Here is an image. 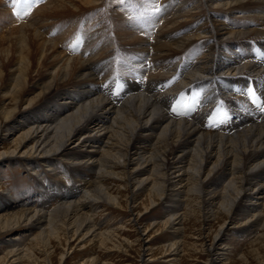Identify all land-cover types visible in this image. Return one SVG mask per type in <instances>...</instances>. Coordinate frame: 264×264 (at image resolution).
Listing matches in <instances>:
<instances>
[{
    "label": "bare ground",
    "instance_id": "obj_1",
    "mask_svg": "<svg viewBox=\"0 0 264 264\" xmlns=\"http://www.w3.org/2000/svg\"><path fill=\"white\" fill-rule=\"evenodd\" d=\"M100 1L53 0L42 13L51 18L85 11V20L90 21ZM204 1L207 16L193 0H168L163 6L176 16L164 20L155 33L156 27L148 22L145 36L132 33L122 24V16L116 17L120 24L114 37L124 52L114 44V37L110 44L99 41L91 57L87 53L71 57L59 50L75 36L69 34L76 21L70 18L57 28L54 40L45 38L36 25H22L12 35L0 37V56L5 54L4 64L0 62V91H7L0 95V136L9 131L16 144L1 152L0 166L27 163L24 167L32 172L41 196L56 189L48 173L57 169V163L63 174L74 172L72 183L78 184L75 190L59 191L60 200L52 213L37 208L10 213L17 205L0 196V212H5L0 215V231L25 227L28 232L31 227L38 231L30 247L19 245L8 258L14 262L33 259V251L46 250L52 240L60 245L65 239L70 248L77 235L89 241L99 237L103 246L118 248L120 236L99 232L88 216L98 203L121 207L105 181L115 179L136 186L133 212L140 205V192L148 193L140 205L144 212L162 201L173 204L166 207L171 217L164 223L172 229L181 231L188 211H196L192 210L195 202L208 226L222 216L223 223L208 246V264H220L225 257L224 237L230 227L237 233L261 232L232 264H264V0ZM152 2H144L148 10L154 8L149 6ZM10 38L18 45L14 59L4 47ZM74 48L68 52L75 53ZM119 52L134 67L123 66L129 72L116 82L105 71ZM9 61L12 67L4 74L1 66L7 67ZM146 64L153 70H147ZM136 69H146L147 75ZM212 98L221 99L213 109ZM222 106L229 118L238 117L234 108H240L250 110L257 120L241 113L236 121L231 120L234 128L243 129L226 136L223 128L213 124L214 114L210 116L212 111L219 119ZM120 169L124 172L119 173ZM188 200L185 211L183 204ZM180 246V242L172 244L173 256ZM67 257L62 253L61 263Z\"/></svg>",
    "mask_w": 264,
    "mask_h": 264
},
{
    "label": "rangeland",
    "instance_id": "obj_2",
    "mask_svg": "<svg viewBox=\"0 0 264 264\" xmlns=\"http://www.w3.org/2000/svg\"><path fill=\"white\" fill-rule=\"evenodd\" d=\"M51 1L53 0H32V7L29 10V14L21 19V18H17L16 15L17 13H20L22 11L21 10L19 12V7H21L20 5L14 6L12 0H1L0 37L6 35L8 36L12 35L10 33H12L15 28H18L22 25H28L30 28L36 25L39 27L40 33L41 34L44 33L43 35L45 36V38L54 40L56 36H58L57 28H59V26L63 23L64 19L70 18L76 21L74 23L75 31L72 30L69 34L75 35L76 37L73 36L74 38L70 42H68V44L65 43L66 45L65 44L63 45L64 48L61 47L59 48V50L65 52L67 55L73 54L71 57H77L81 53H85V54L87 53V56L91 57L94 54L95 49H98L96 48V46H98L97 43H100L102 40L103 41L105 40L110 44L111 42L110 39L117 35L118 32L116 29L117 26L120 24V21L116 18L118 16H122L120 18V20H122V24H125L127 26V29H129L132 33L134 34L144 33V36L146 35L145 29L148 22L152 23L156 19V21L153 23L155 25L149 23L150 26L154 28L156 27L153 30L154 31L153 33H155V31L157 32L159 29L158 26H160V24L162 25L164 20L168 19V21H171V19L176 16L175 13L174 15L172 14V9H167L165 6H163L166 4L168 0L167 1L151 0L154 1V3L152 2V4H150L149 6L154 5V8L149 9L150 12L147 9V3L146 4L144 3L147 2V0H108V1L105 0L104 3H103L104 0H101L99 2V5H101L99 7L100 9L98 10L97 13H95L94 17L91 18L90 21H88V19L87 21L85 20L86 17L88 16V12L85 11L79 13V15L76 14L70 16L67 15L64 17L54 15L55 18L52 16L51 18L50 17L45 18V14L42 13V9L46 5H48ZM193 1L194 4H196V8H201L202 13H204V15L206 14L205 16H207V12L204 11L205 7H203V4L201 3L205 1L204 0H193ZM108 6H110V8ZM156 7L159 8V11L155 10ZM151 10H153L155 13L152 12L151 14ZM196 11H199V9ZM145 13H147L148 15ZM84 14L85 16L83 17ZM149 18L150 19L153 18V19L150 20ZM46 20H48L49 23H47V25L45 26L44 22ZM81 20L82 22H80ZM42 24L44 25V27ZM97 36H99L98 38H100V40L96 38ZM89 38L91 40H89ZM114 39H115L114 44H116L117 42V47H119L120 50H123L121 48L123 47V45L119 44L117 37H114ZM81 40H83V42ZM72 45L75 46L73 50L75 53L70 54L68 51H71L70 49ZM4 47L6 48V51H8V54L11 56V59H14V54L15 52L18 51V45L16 44V39L10 38L4 44ZM121 52H124V50ZM78 53L80 54L77 55ZM116 53L113 55L114 56L112 60L113 62L111 63V65L108 66V68L105 71V74L107 75L108 79H112V81L115 80L117 82L119 79L122 78V75L123 76L125 75V72H129V71H124L123 66H127V68L130 69L133 68L134 66L129 64V62L125 61L124 58L122 59L123 55L120 54V52L118 54ZM0 62L1 64L5 62V54L0 56ZM10 63L11 62L9 61L7 67L1 66V68L5 71L4 74L9 73V70L12 67ZM146 68L147 70H150L153 67L152 65H147ZM136 72L147 75L146 69H136ZM187 72L190 71H186V73ZM127 81L129 80H125L124 82L127 83ZM122 85L123 83H121V86ZM5 92L7 91H5L4 88H2L0 91V95H2L1 93H5ZM220 100L221 99L216 101L214 98H212L210 102L211 103L210 108L211 109L215 108L218 105V102L220 103ZM0 104H2L1 99H0ZM211 109H209V111H211ZM219 110L223 111L221 120L220 118L219 119L216 118V113H213L212 111L210 112V116L211 114H214L213 124L217 123L216 125L218 126L219 124L224 123V126L220 127V129L223 128V130L221 131L225 132L226 136H230L231 134L233 135L234 133L237 132V130L243 129V127L234 128L232 122L233 119L231 120V118L234 119L236 118L237 120V118L240 116L241 113H249V115L251 116L249 117V119L257 120L256 115L251 114L250 110L234 108L238 117L231 116L230 118L226 114H224L225 110L223 106L220 107ZM198 114H202V113L199 112ZM206 115H205L207 121L206 124L208 125L211 119L209 118L207 119ZM220 121H224V122H220ZM206 128L208 129V127ZM4 132H2V135L3 134L4 135L2 137L0 136L1 137L0 154L1 152H4L5 150L9 149V147L14 148L16 146L15 137H11L9 135V131H6L5 133ZM24 165H27V163L21 162L20 164H15L13 166L10 164L8 165L7 163H3L0 166V196L4 195L6 196V199H10V200L12 199L11 201H14L15 204L17 205L16 208H13L14 210L11 209L12 211H7V212L17 213L20 210H26V209L36 211L37 208L38 211L41 210L42 212L52 213L54 209H56L58 205L57 203L60 200V197L58 196L59 191L65 189L75 190V188L78 187L77 183H72V179L74 180V178L76 177L75 173L69 170L66 173V175L63 174L64 173L62 172L63 167H61L57 163L56 164V166H58L57 169L52 168L53 171H50L48 173V177L51 179L50 181L52 182L49 183L53 184V186L55 185L54 187H56V189L53 188L55 190H53L50 193L51 195L47 194L45 196H41L40 190L35 182V179L33 178L32 172H30L28 169H25ZM118 172L122 173L124 172V169H120ZM59 181L60 183H58ZM105 181L111 192H114V194L119 197L120 203L122 205L121 207H117L113 205L98 203L89 210L90 215L88 214V216L91 217L92 223L95 225L96 229L99 232L102 233L116 232L120 236L118 242L120 241L122 245L118 243L116 244V246L118 245L120 246H118V248H115L114 244L111 245L108 244L106 245L107 246L106 247L102 245L101 239L99 237H97L95 240L90 239L91 241H89L88 239L84 240V238L82 239V237L80 236L78 237L77 235L74 237L73 242L70 243V248L72 249H70L66 245L65 239L62 240L63 244L60 245L57 241L52 240L51 245H49L47 248L48 251L47 249L43 251L36 249L35 251H33L35 258L33 259L26 258L21 261L14 262L13 261L14 258L13 259H11L10 257L8 258V253L12 249L13 250L17 249L19 245H20L19 247H24V248L30 247L32 244L33 237H35L38 231L34 230L33 227L29 229L30 232H28L29 227H25L26 229L16 228L17 231L8 229V230L0 231V264H208L211 258L208 250V246L210 244L211 239L217 234V231L219 230L221 224L223 223L222 216L221 217L217 216V218H214L215 223L212 222L211 225L209 224L208 226L207 221L205 220L204 217L205 214L203 210L199 212L197 203L192 202L194 203L192 205L193 207L192 210L195 209L196 210L195 213H191L192 212L191 210L188 211L187 220L184 221L183 225L181 226L180 228L181 231L177 229L175 230L167 225H164V223L167 222L171 217V215H168L166 213L167 212L166 207L172 206L173 204L162 201L160 202L161 204L158 203L157 206L150 207L146 212H144L142 206L140 205L143 201L146 202L148 193L140 192L138 194L139 197L136 196L139 198V200L137 201V205L139 204L140 205L138 206L137 210L133 212L131 210V206L133 204L132 200L134 197L133 188H135L136 186L132 188L131 185L129 186L126 180L121 181L115 179H105ZM87 186L88 185H86V187ZM48 195L50 196V198ZM126 200H127V206H126ZM186 202H187L186 204L185 203L183 204V209L185 211H187L186 207L190 203V200ZM7 204L9 205V202H7ZM36 204L38 205L36 206ZM2 213L0 212V215ZM140 213L141 216H139ZM138 217H140V221L137 223L136 218L138 219ZM146 229H147L146 235H144V231ZM229 230H230L229 235L227 237H224L225 245L227 247L226 251H224L225 257H223V260H221L222 262L220 264H232L238 262L239 259L249 250L248 248H250L251 242H253L261 233V232L237 233L239 231H237L235 227L233 228L230 227ZM117 234H114L113 237H115V235L117 237L118 236ZM13 238L16 239V242L14 243L12 241L14 240ZM124 240L128 241L129 245L128 243L124 244L123 243ZM179 242L181 243L180 246L181 250L177 255L173 256V253H171L169 249L172 247V244ZM144 247H148L150 251L149 252L145 251ZM65 252L66 254H68V257L64 260V262L61 263V254Z\"/></svg>",
    "mask_w": 264,
    "mask_h": 264
},
{
    "label": "snow or ice",
    "instance_id": "obj_3",
    "mask_svg": "<svg viewBox=\"0 0 264 264\" xmlns=\"http://www.w3.org/2000/svg\"><path fill=\"white\" fill-rule=\"evenodd\" d=\"M13 5H20L22 11L20 13H17V18H23L25 16H27L29 14V10L32 7V0H12ZM156 11H159V8L156 7L155 9ZM248 94L251 96L253 95V90L250 88L248 91ZM261 111H264V107H261ZM173 112H175L177 115H180L179 112H177V110L175 108H173ZM209 127H212L211 124L208 125Z\"/></svg>",
    "mask_w": 264,
    "mask_h": 264
}]
</instances>
